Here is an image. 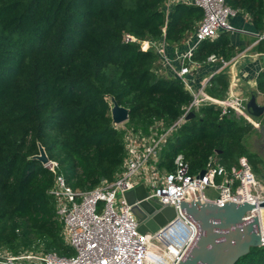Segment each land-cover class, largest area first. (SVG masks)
<instances>
[{
    "label": "trees",
    "instance_id": "1",
    "mask_svg": "<svg viewBox=\"0 0 264 264\" xmlns=\"http://www.w3.org/2000/svg\"><path fill=\"white\" fill-rule=\"evenodd\" d=\"M166 1L0 0V248L73 254L49 194L56 174L33 159L39 144L73 189L90 190L122 171L123 130L113 124L112 98L130 110L127 125L145 132L155 121L174 124L191 103L183 82L161 77L158 55L142 43L165 37L178 45L204 12L180 3L168 17ZM226 2L264 32V0ZM235 54L223 33L203 42L194 61ZM257 88L264 94V72ZM228 89L220 73L208 91L222 98ZM241 122L234 114L222 117L219 107H204L171 137L161 166L175 170L180 154L191 175L205 170L211 157L234 166L255 131ZM235 264H264V247L251 248Z\"/></svg>",
    "mask_w": 264,
    "mask_h": 264
},
{
    "label": "built area",
    "instance_id": "2",
    "mask_svg": "<svg viewBox=\"0 0 264 264\" xmlns=\"http://www.w3.org/2000/svg\"><path fill=\"white\" fill-rule=\"evenodd\" d=\"M186 3L204 12L195 32L196 44L182 57L176 77L191 94V103L184 107L181 117L170 126L159 120L145 132L129 127L127 123L114 125L123 130L126 154L122 171L113 181L103 180L93 189L78 191L67 183L63 175L56 173L58 165L50 161L46 167L56 175L49 194L54 200L57 217L63 224V238L73 254L60 256L35 248L18 253L0 250V264H135L157 233L140 232L139 219L126 198L128 192L140 185L146 188L147 201L172 207L177 214L179 201L191 203L200 200L218 207H224L225 203L256 205L245 214L244 219H259L262 229L260 247H264V178L263 175H256L246 156L240 157L237 165L229 168L218 163L217 157H211L203 178L200 173L190 174L189 163L183 154L176 157L175 170L168 171L161 166L163 150L171 137L188 122L190 113L197 117L206 106L219 107L222 117L232 114L244 117L255 129H260L262 125L260 120L248 113V99L238 95L219 99L206 91L210 81L225 73L243 54L230 61L217 55L209 57L207 63L218 68L202 81L198 91L189 79L193 77V70L201 65L194 61L199 46L205 41H215L223 33L238 31L230 20L242 12L230 8L226 0H188ZM253 36L255 42L250 49L264 43V32ZM125 39L134 41L129 35ZM143 43L146 44L144 49H151L149 41ZM159 54L165 63L164 48ZM208 191H213L215 197H209Z\"/></svg>",
    "mask_w": 264,
    "mask_h": 264
},
{
    "label": "water",
    "instance_id": "3",
    "mask_svg": "<svg viewBox=\"0 0 264 264\" xmlns=\"http://www.w3.org/2000/svg\"><path fill=\"white\" fill-rule=\"evenodd\" d=\"M145 45L143 43L142 47ZM112 103L113 124L120 126L128 122L130 110L120 106L115 98H112ZM247 111L253 118L264 117V104L259 103V93H251ZM195 118L194 113L187 116L188 121ZM259 133L264 150V123ZM38 147L39 154L33 159L46 166L50 159L45 148L41 144ZM205 172H200L201 178ZM126 198L139 219L140 232H157L135 264H235L251 248L262 244L259 219H244L256 205L225 203L224 207H218L200 200L191 203L179 201L177 214L172 207L147 201L144 185L128 192Z\"/></svg>",
    "mask_w": 264,
    "mask_h": 264
},
{
    "label": "crops",
    "instance_id": "4",
    "mask_svg": "<svg viewBox=\"0 0 264 264\" xmlns=\"http://www.w3.org/2000/svg\"><path fill=\"white\" fill-rule=\"evenodd\" d=\"M187 1L188 0H167L164 4L163 10L169 17L176 5L180 3H186ZM230 22L236 29H238L236 32L229 33L232 43L236 49V54L232 59L238 57L241 54H243V56L240 57L238 61L234 62V65H232V67H230L225 72L229 79V89L223 99L235 95L241 96L244 99H249L251 93L254 92V88H256L258 85V79L261 73L264 71V51H260L262 44L250 49L251 45L255 42V37L253 35L258 33L255 30L250 16L242 13L236 18H232ZM198 23L196 24L194 31L190 32L178 45H169L166 42L165 37L150 41V47H154V45H158L159 43L161 44V42L164 46L163 48L165 50L166 61L163 63V59L159 58L157 65V72L161 77H164L168 80L177 79V73L179 72L182 65V57L196 44L195 32ZM243 48L245 49L242 50ZM249 60L250 64L248 63ZM217 68L218 67L216 65L205 63L193 70V78L191 82L196 91L200 89L202 81L210 77V75L216 71ZM206 91L208 93V89Z\"/></svg>",
    "mask_w": 264,
    "mask_h": 264
},
{
    "label": "rangeland",
    "instance_id": "5",
    "mask_svg": "<svg viewBox=\"0 0 264 264\" xmlns=\"http://www.w3.org/2000/svg\"><path fill=\"white\" fill-rule=\"evenodd\" d=\"M159 42H160V40H159ZM149 45H150V41H149ZM163 47L164 46L162 45V42H161V44L159 43L158 45H154V47L151 46V48L157 53L158 57H160L159 51ZM245 48H243L242 50H244ZM242 50H240V51H242ZM260 51L262 52L264 50H260ZM253 52H255V51H253ZM248 63L250 64V60L248 61ZM263 64H264V58H263ZM223 74H225V73H223ZM253 91L259 93V103L260 104H264V94L261 93L260 90L257 87L254 88ZM208 93H209V91H208ZM209 95H211V94L209 93ZM248 97H249V95H248ZM223 98L224 97H222L221 99H223ZM112 106H113V104H112ZM237 118L242 121L241 122L242 124L249 123V121L247 119H245L244 117H237ZM257 120H261V124L264 123V117L261 118V119H257ZM246 146H247L248 153L245 156L248 158L250 164L252 165V167L254 169V172L258 176L264 175V162L262 161L261 157L259 156V155H262L263 156V152H264L263 149H262L263 146L261 145V135L259 133V129H255V131L254 130L251 131V133L247 137ZM217 160H218V163H221L219 159H217ZM237 163H235V165H237ZM78 191H81V189H79ZM207 195L209 197H215L213 191H208L207 192ZM0 250L12 251V250H10L8 248H0Z\"/></svg>",
    "mask_w": 264,
    "mask_h": 264
},
{
    "label": "flooded vegetation",
    "instance_id": "6",
    "mask_svg": "<svg viewBox=\"0 0 264 264\" xmlns=\"http://www.w3.org/2000/svg\"><path fill=\"white\" fill-rule=\"evenodd\" d=\"M262 145V144H261ZM263 149V148H262ZM264 151V150H263ZM259 155V154H258ZM262 159V161L264 162V152H263V156L262 155H259Z\"/></svg>",
    "mask_w": 264,
    "mask_h": 264
}]
</instances>
